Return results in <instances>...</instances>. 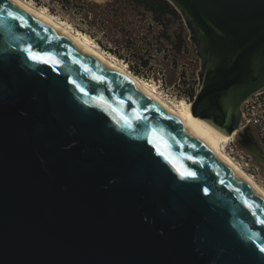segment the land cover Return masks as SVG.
<instances>
[{
	"label": "water",
	"instance_id": "obj_1",
	"mask_svg": "<svg viewBox=\"0 0 264 264\" xmlns=\"http://www.w3.org/2000/svg\"><path fill=\"white\" fill-rule=\"evenodd\" d=\"M169 1L188 11L209 67L194 116L230 108L235 130L264 87V0ZM29 46L59 64L31 61ZM157 145L196 178L182 179ZM262 220L264 197L178 117L0 0V264H264Z\"/></svg>",
	"mask_w": 264,
	"mask_h": 264
},
{
	"label": "bare ground",
	"instance_id": "obj_2",
	"mask_svg": "<svg viewBox=\"0 0 264 264\" xmlns=\"http://www.w3.org/2000/svg\"><path fill=\"white\" fill-rule=\"evenodd\" d=\"M19 5L29 11L31 14L39 16L50 22L59 32L65 34L72 41L85 47L100 59L112 66L116 71L123 74L130 82L147 93L156 102L178 117L197 137L204 141L218 156H220L228 165L235 169L240 176L248 182L262 197H264V186L257 180V178L233 156L230 155L226 149L230 140L237 137L240 133V126L235 130L229 128V121L232 110L229 108L225 117L219 120L210 121L194 116L195 109L191 101L184 99H174L167 97L160 90L159 86L148 79L142 78L131 71L124 61L113 53L107 52L100 44L88 33L75 30L73 25L63 20L56 14L52 13L45 5L38 6L32 0H15ZM183 14L186 24H188L189 14L185 8L177 5ZM196 52L198 48L196 46ZM198 55V54H197ZM200 57L199 59H201ZM201 62V61H200ZM209 75V67L206 66L204 58L201 62V69L199 71V87ZM198 87V88H199ZM264 90V87L257 91Z\"/></svg>",
	"mask_w": 264,
	"mask_h": 264
},
{
	"label": "rangeland",
	"instance_id": "obj_3",
	"mask_svg": "<svg viewBox=\"0 0 264 264\" xmlns=\"http://www.w3.org/2000/svg\"><path fill=\"white\" fill-rule=\"evenodd\" d=\"M32 1L37 3L36 5L38 6L45 5L48 8H50L49 10L52 13L56 14L63 20L65 19L66 21L70 22L73 25L75 30L80 29L81 31L85 33H88L90 35L92 34L91 36L107 52H110L116 55L114 52H111L109 49L104 48L103 45H101L102 42L108 45V47H111V46L114 47L117 44L122 45L123 47L125 46L126 49L122 48L121 50L122 53L124 54H129L132 51L130 50V48H127V47H130V45L134 46L131 44L132 40L126 41L125 35L121 30V26L122 27L124 26L120 24V22L118 21V19H116L114 14L112 17L110 13L107 11V6H106L108 4L107 1L104 3H96L93 0H32ZM89 12H94L96 14V18L93 19L94 20L93 23L90 22L91 18L89 17L90 16ZM148 19H149V16H148ZM128 20L130 19L128 18ZM183 23L186 29L185 33L187 34V41H188L187 49H186V52H183L181 55L177 56L176 62H173V57H174L173 53L171 55H168L169 58L165 60L166 62L164 65L165 67L164 69L167 70V76L158 77V76L152 75L148 78H145L142 76L140 77L148 79L152 82H155L159 86L160 90L163 92L165 96L171 97L174 99L186 100L185 96H181L182 87L184 88L186 87L183 81L180 82L181 74L182 75L187 74L188 81L196 83L197 88H198L199 83H200L199 71L201 69V63H200L199 57L197 56L195 52V45L190 40V31L187 28L184 22V19H183ZM132 26L135 27L136 25L134 24ZM154 27L156 28V26ZM177 27H179V21L176 20L175 23L172 25V30L176 29ZM99 41H102V42L100 43ZM140 43L141 42H139L138 46L140 45ZM169 45L170 43L166 42L165 44L166 48L162 49L161 53H159L160 56H162L166 51H168V48L170 47ZM168 52L171 53V51H168ZM129 59L134 60L132 55L129 56ZM124 62L127 63L128 61H124ZM155 62L157 61L155 60ZM178 83H180V85ZM231 141H232V143H230L231 145L227 144V148H226L229 151V153L231 151L230 146L231 147L233 146L235 150H236L235 145L240 147L239 144L237 143L236 136H234V138ZM231 156L235 157L238 160V157H236V155H231ZM239 160L241 164L244 166V168L249 171V166H245L244 162L242 163V159H239ZM261 163L262 165L255 163L256 166L258 167L259 165V167L257 168L254 176L264 186V160Z\"/></svg>",
	"mask_w": 264,
	"mask_h": 264
},
{
	"label": "built area",
	"instance_id": "obj_4",
	"mask_svg": "<svg viewBox=\"0 0 264 264\" xmlns=\"http://www.w3.org/2000/svg\"><path fill=\"white\" fill-rule=\"evenodd\" d=\"M123 3L122 6L119 7V4ZM119 3L117 0H112L110 4H107V11L113 17H116L121 25V30L125 35L126 41L132 40L131 44L134 46L127 47L132 50L129 54L122 53V48L126 49V47L117 44L116 46H111V48L115 49L117 53V57H119L122 61H128L127 64L129 68L135 73L132 67L138 66L141 70L142 74L152 76H167V70L164 69L165 60L169 58L168 55L174 54L173 46L170 44L168 52L166 51L162 56L161 53L162 49H165L166 41L163 37H159V26L157 23L151 20L150 15L144 11L142 8L135 7L134 4H130L126 2V0H121ZM37 4V3H35ZM50 9V8H49ZM100 9V8H99ZM101 10V9H100ZM130 10V11H129ZM94 11V10H93ZM129 11V12H128ZM102 12V11H100ZM99 12V13H100ZM128 12V13H127ZM90 14V22L93 23V19L96 18V14L94 12H89ZM127 15V16H126ZM146 15V16H145ZM94 16V17H93ZM149 16V19H148ZM128 18L130 20H128ZM123 23V24H122ZM136 25L133 27L132 25ZM156 26V28L154 27ZM136 30V31H135ZM92 35V34H91ZM140 45L138 46V44ZM135 48V49H134ZM149 59L148 66H142L141 59L138 55ZM133 56L134 60L129 59V56ZM174 58V57H173ZM155 60L157 62H155ZM164 60V61H163ZM174 62V60H173ZM133 65V66H132ZM143 77V76H142ZM182 80V74L180 77V82ZM184 83V82H183ZM190 81L188 84H185V88L182 87L181 96H185L186 100L191 101L193 98L189 94H187L186 89L190 85ZM180 85V83H178ZM195 89L197 90V84L194 83ZM194 97V96H193ZM242 109V117L240 122V131H244L245 129H251L254 134L259 139L261 145L264 147V90L257 91L252 94L250 97L245 99L241 106ZM232 141H229V145H231ZM235 145V144H234ZM236 150L233 146H230V153L231 155H236L239 159H242V163L244 162L245 166H249V172L255 175L257 170V166L250 157V155L243 149L235 145ZM245 160V161H244ZM241 163V162H240Z\"/></svg>",
	"mask_w": 264,
	"mask_h": 264
},
{
	"label": "trees",
	"instance_id": "obj_5",
	"mask_svg": "<svg viewBox=\"0 0 264 264\" xmlns=\"http://www.w3.org/2000/svg\"><path fill=\"white\" fill-rule=\"evenodd\" d=\"M119 1L121 2V0H117L118 3ZM126 2L134 4L135 7L142 8L152 17V21H155L157 25H160L161 31L159 32V37H163L166 42L172 44L174 50L173 60L176 62L177 56L181 55L183 52H186L188 43L183 18L176 7L169 0H126ZM122 4L123 3L121 2L119 7L122 6ZM176 20L179 21V27L172 30V25ZM99 42L101 43L102 41ZM101 45H103L104 48L109 49L111 52L117 53L115 49L108 47V45L105 43L102 42ZM138 57L141 59L140 64L142 66L146 67L149 65V59L141 57V55H138ZM132 69L135 71L136 75L143 76L145 78L149 77V75L142 74L138 66L134 65ZM182 80L185 84L189 83L187 74L182 75ZM186 92L191 96V98H193L196 93L193 82L190 83L189 87L186 89Z\"/></svg>",
	"mask_w": 264,
	"mask_h": 264
},
{
	"label": "snow or ice",
	"instance_id": "obj_6",
	"mask_svg": "<svg viewBox=\"0 0 264 264\" xmlns=\"http://www.w3.org/2000/svg\"><path fill=\"white\" fill-rule=\"evenodd\" d=\"M8 15L11 16L13 19H23V17H19L12 12H9ZM25 51L27 52L29 59L35 63L48 64L50 66H55L59 64V61L56 60L47 52L41 53V52L33 51L31 46L25 49ZM71 83L76 84V81L73 80L71 81ZM80 90L84 91L82 88ZM138 119H140V117H138ZM164 146L167 147L166 144ZM157 151L159 155L165 156V158L169 159V162L173 164V166L179 172L180 177L182 179L196 178L197 176L196 172L190 171L187 168H185L182 164H179L178 162L172 160L169 154H166V152L164 151H160L159 145H157ZM188 159H192V157H188ZM204 191L205 193H207V189H205ZM261 223H264V220H262ZM259 250L260 252H264V245H261Z\"/></svg>",
	"mask_w": 264,
	"mask_h": 264
},
{
	"label": "flooded vegetation",
	"instance_id": "obj_7",
	"mask_svg": "<svg viewBox=\"0 0 264 264\" xmlns=\"http://www.w3.org/2000/svg\"><path fill=\"white\" fill-rule=\"evenodd\" d=\"M96 3H99L97 0H93ZM112 0L107 1L110 3ZM182 16V15H181ZM151 17V16H150ZM152 20V17H151ZM155 22V21H154ZM159 26V32L161 31V27ZM160 34V33H159ZM175 62V61H174ZM237 141L242 146V148L250 155L254 163H258L259 165L264 160V149L261 146V143L254 132L250 129L249 131L243 133L242 135L237 136ZM257 164V165H258ZM258 165V167H259Z\"/></svg>",
	"mask_w": 264,
	"mask_h": 264
}]
</instances>
